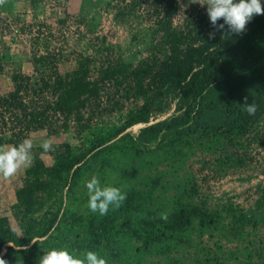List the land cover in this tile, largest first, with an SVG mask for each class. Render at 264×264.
Returning a JSON list of instances; mask_svg holds the SVG:
<instances>
[{
  "label": "rangeland",
  "instance_id": "374dc122",
  "mask_svg": "<svg viewBox=\"0 0 264 264\" xmlns=\"http://www.w3.org/2000/svg\"><path fill=\"white\" fill-rule=\"evenodd\" d=\"M165 14L164 4L153 0H6L0 5V101L14 90L12 76L19 72L40 88L39 95L31 88L21 92L27 111L51 105L44 109V126L27 130L23 119L21 124L14 119L15 114L21 117L22 106L8 110L0 104V146L18 145L24 139L34 145L31 166L0 179V215L7 216L23 237L56 215L47 238L37 236L30 242L39 246L35 264L44 252L56 248L58 238L72 254L94 251L107 264H264V139H239L231 131L236 115L231 105L237 97L230 77L227 86L223 82L213 87L187 120L173 106L158 110L149 122L135 123L123 132L131 134L132 143L111 155L87 157L74 176L70 171L67 179L65 173L52 179L33 171L35 161L51 165L59 153L79 152L91 131L122 125L143 102L141 84L153 89L147 64L159 59L165 47L163 24L169 21L182 30L186 43L190 37L184 31L193 28L185 27L187 21L206 26V6L193 0H178L171 16ZM85 57L88 79L97 81V91L79 111L54 110V80L63 82ZM111 65L118 83L104 76ZM228 65L235 75L246 74L250 104L253 78L264 71V27ZM41 77L46 87L40 86ZM157 121L163 122L155 136L140 137V129ZM47 139L55 150L45 153L40 145ZM92 175L102 186H116L130 195L139 218L160 219L161 213L184 208L190 211V222L178 225L171 237L146 243L129 228L133 216L126 200L104 216L89 211L84 181ZM27 185L35 187L31 205L17 196ZM63 217L67 226L62 222L59 235L52 236ZM135 223L141 222L136 218ZM110 235L120 247L106 243Z\"/></svg>",
  "mask_w": 264,
  "mask_h": 264
},
{
  "label": "trees",
  "instance_id": "16d2710c",
  "mask_svg": "<svg viewBox=\"0 0 264 264\" xmlns=\"http://www.w3.org/2000/svg\"><path fill=\"white\" fill-rule=\"evenodd\" d=\"M177 2L178 0H153L155 5L164 4L165 15L167 17L171 16L170 14L174 12ZM260 2L262 7H264V0H260ZM202 19L203 22L205 21L206 26L197 22L191 24L187 21L185 23L186 28L190 25L193 27L187 33L186 30L184 31V35L186 34L187 37H190L187 43L184 41L182 30L170 26L169 21V25L163 24L165 30L163 53L158 57L159 59H151L154 64L149 63V66L147 64L148 69L146 72L150 75L153 89L145 90L141 84L138 93L142 97L143 102L127 115L122 125H112L102 131L97 129L91 131L89 136H86V139H88L86 145L79 152L71 150L72 152L68 151L66 154L59 153L56 155L54 164L51 165H46L40 160L35 161L33 171L35 173L46 174L52 179L60 178L63 173H65L64 178L67 179V174L70 171L72 172V176H74L78 169L84 165L87 157H94L98 154L111 155L118 150H122L124 145L132 143L131 134L123 132L135 123L149 122L151 116L155 112H158V110L165 111L173 106L174 110L179 111L180 116L184 120H187L194 112H198L197 107L203 101H207V96L213 87H217L223 82H225V86L228 85L226 82L228 77L232 78V81H229L232 86L231 92L237 97V101H233V105H231L236 114L233 118L234 121H232L231 131L239 139L244 136L250 139H264V126L262 122L264 121V71L259 73V77L253 78L251 89L254 96L251 103L257 106V111L255 115L250 116L244 111L243 107L244 98L248 97L250 93L245 86L244 79L246 78V74L235 75L233 73V69L235 68H230L228 65L229 62L234 61L236 53L241 51L251 39H254L255 32L264 27V15H254L246 25L243 33L232 34L227 39L222 37V32L215 31L207 14L203 15ZM218 23H223V20L218 21ZM182 29H184V26ZM225 29H227V26H225ZM213 31H215V37L209 39V33ZM88 67L89 61L85 57L75 64L70 74L65 75L63 82L60 79L54 80L52 86L58 93L57 97L53 100L54 103H52L55 105L53 107L54 110H68L71 112L74 108L79 111L81 107H85L86 101L89 99L88 96L92 97L98 89L97 81L88 79ZM104 73V76L108 79L118 83L119 79L115 76L117 71H115L114 66L108 67ZM12 80L14 82V90L5 99L2 98L0 104H5L8 110L16 109L17 105L22 106V115L18 113L21 117H18L17 114L14 117V119H17L18 124H21L23 119L24 128L27 130L33 127L42 128L47 120L46 110L44 109H47L51 105L44 104L45 108L41 111L28 112L27 105H22L21 103L23 94L21 92H27L31 88L33 95H39L40 88L37 90L30 84L29 78L19 72L13 74ZM40 84V86L46 87L48 83L44 77H41ZM175 120L178 121V118L176 117ZM162 122L157 121L140 129V137L144 135L149 137L155 136ZM21 130L23 129H18L19 135L23 132ZM18 134L16 133L15 136H18ZM34 188L33 185H27L26 188L20 190L21 193L18 191V198L22 197L26 202L25 204L31 205V192ZM24 194H27V199ZM126 198L130 209L129 213L133 216V222L129 228L137 236L147 239L146 243L150 241L154 242L160 236H163V238L166 236L171 237L177 231L178 225H186L187 221L190 222V211L184 208L168 211L167 221L152 217L139 218L132 204V197L126 195ZM136 218L138 223L141 222L138 226L135 223ZM55 220L56 215L54 214L47 224L39 227V230L23 237L11 227L7 216L0 215V259H3L6 264H35L34 258L36 257V253L34 250L39 246L37 247L38 243L36 242L30 245V242L33 237H46L52 229ZM64 220L65 217L57 223L51 233L52 236L59 235V230L63 227L61 223H64ZM126 222H130L129 219ZM64 226H67L66 223H64ZM104 228L105 226H103ZM105 239L106 243H109L112 248L120 247L117 245L115 239L113 241L112 235L110 237L106 236ZM56 245V248L59 249H64L67 246L63 238H58ZM3 249L5 250L4 252H2ZM139 250H141V247Z\"/></svg>",
  "mask_w": 264,
  "mask_h": 264
},
{
  "label": "clouds",
  "instance_id": "9594fccd",
  "mask_svg": "<svg viewBox=\"0 0 264 264\" xmlns=\"http://www.w3.org/2000/svg\"><path fill=\"white\" fill-rule=\"evenodd\" d=\"M6 0H0L3 5ZM201 6H206L207 16L215 31L223 33L227 39L232 34H241L245 31L246 25L254 15H264V7L260 0H193ZM223 20V23L218 21ZM227 26V29H225ZM215 31L209 33V39L215 37ZM244 111L252 116L257 111L254 103L248 104L247 97L244 98ZM34 145L31 139H24L18 145L7 148L0 146V179H9L21 168H27L33 163L32 149ZM40 147L45 153L54 151L52 141L44 140ZM87 190L86 207L92 213L101 216L107 215L110 208L118 209L126 200V193L119 187L101 185L99 178L92 175L84 181ZM160 218L167 221L168 214L161 213ZM0 264H6L0 259ZM38 264H107V260L97 252L86 250L82 256H76L67 249H50L39 258Z\"/></svg>",
  "mask_w": 264,
  "mask_h": 264
}]
</instances>
